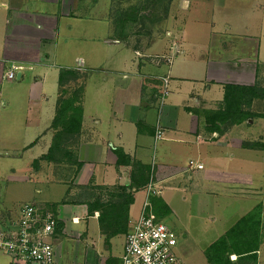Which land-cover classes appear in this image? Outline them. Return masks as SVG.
<instances>
[{"label":"crops","instance_id":"0c3cea01","mask_svg":"<svg viewBox=\"0 0 264 264\" xmlns=\"http://www.w3.org/2000/svg\"><path fill=\"white\" fill-rule=\"evenodd\" d=\"M180 8L186 10V0L181 1ZM101 14L98 0H0V48L5 46L4 55L0 56V81L4 80L12 65L23 68L15 78L21 83L17 98L28 100L25 107L33 119L26 124L29 129L27 141L24 132L4 129L3 140L10 143H3L17 151L14 155L29 151L30 146L47 137L46 150L35 159L38 160L52 145L50 128L56 112L59 83L57 97L53 98V106L48 107L46 116H43V107L44 101L51 99L46 92L48 81H59L61 68L56 70L54 62H64L66 68L62 69L87 74L83 122L74 159L61 164L42 162L48 166L43 170L46 181L67 186L64 198L46 207L62 224V229L52 238L54 264L68 261L64 259L65 252L68 258L73 253L71 264H113L112 246L106 242L99 224L100 211L94 210L91 214L89 207L96 201H118L123 193L120 187L130 184L132 167L117 166V149L123 150L132 162L150 167L149 183H154L158 194L150 196L149 201L152 199L151 204L159 202L162 211L171 208L162 199L164 192L179 195L182 187L191 197L199 192L200 184L205 187L204 195L213 194L211 191L216 184H226L234 186L231 193L246 196L245 188H242L246 174L231 166L238 156L233 151L242 149L241 142H231L228 129L211 132L205 122L206 114L216 110L223 100L224 85L253 86L259 82L256 65L248 56L246 45H211L204 54L198 52V49L202 50L200 45H168L158 49L157 53L151 45L145 53L152 49L147 58L154 57L150 62L141 61L136 70L124 50L134 52L137 49L119 45L121 40L112 37V11L108 10L105 16ZM257 43L256 50L260 48V41ZM134 53L136 55L139 51ZM159 53L163 57L159 60L168 65L165 75H161V64L155 60L160 57ZM169 57L172 59L170 63L167 61ZM255 57L259 58L258 51H255ZM50 58L51 64L47 62ZM261 59L264 64V55ZM75 62L80 66L75 67ZM33 73L36 75L31 81ZM151 73L156 77L152 78ZM155 78L161 84L163 78L169 79V96L161 111L155 102L156 94L151 95V87L159 83ZM91 81L95 84L94 99L98 108L90 113L89 106H92L89 105L88 91ZM214 88H219L218 96L214 95ZM158 120L163 125V138L156 141L155 124ZM36 137L38 140L32 142ZM151 147L157 155L154 167L155 154L152 156L147 152ZM151 156L153 168L150 166ZM76 160L82 165L77 173ZM190 161L203 168H190ZM125 192L131 191L127 189ZM140 193H143V204L146 200L145 188L133 192L129 226L134 223V207ZM152 207L154 212L155 204ZM20 210L16 218L6 220L4 230L16 229ZM74 219L79 221L73 222ZM83 223L86 224L85 230L68 229L69 224L78 227ZM123 236L125 243L126 235ZM0 264L15 263L12 257L0 254Z\"/></svg>","mask_w":264,"mask_h":264},{"label":"rangeland","instance_id":"374dc122","mask_svg":"<svg viewBox=\"0 0 264 264\" xmlns=\"http://www.w3.org/2000/svg\"><path fill=\"white\" fill-rule=\"evenodd\" d=\"M140 1L110 0L109 2V0H98V12L102 13L103 16L107 14L108 10L112 11V16L114 12L119 13L113 21L118 18V23L124 27L127 24L124 11L140 7L142 4ZM181 1L171 0L168 4L167 15L164 7L163 11L161 10V13L152 20L155 23L142 20L144 24L140 23L131 28L132 32L125 41L118 36L119 33L115 32V29L113 30L112 37L121 40L119 45H128L139 51L135 55L134 52L137 50L134 52L124 50L125 55L129 58V63L137 70L141 61L142 63L150 62V58L154 57L147 58L148 55L152 54V49L157 53L158 49L168 45H200L202 50L198 49V52L204 54L211 45L242 44L246 45V48H248L247 54L250 58H253L252 60L256 65L258 84L264 87V64L261 59L264 55V0H186L187 8L183 11L180 8ZM142 15H147V13ZM107 17H110V15ZM257 40L260 41L258 50L255 47V45H258ZM151 45L154 47L151 51L145 53V49ZM113 47L116 49L118 46ZM255 51H258L259 58L255 57ZM4 52L5 46L3 45V48H0V56L2 53L4 55ZM158 55L160 57L155 59L157 60L156 63L161 64V75H165L168 65L159 60V58L163 59L161 53ZM51 59L47 61L50 64ZM54 64L56 70L66 68L65 63L62 61L56 60ZM147 65L153 67V65ZM76 66H80L79 63L75 62ZM35 75L36 73L30 78L31 81H33ZM151 76L152 78L156 77L154 73H151ZM157 82L159 81L157 80ZM20 84L17 79L8 81L4 78L3 81H0V230H4L8 218L17 217L23 206L31 204L41 210H48L46 209L47 205L57 200L59 202L60 199L64 198L67 190L65 184L45 180L43 170L48 167L45 163L40 162L36 167L33 166L34 160L46 150L45 139L47 137H43L37 145L30 146L29 151H20L19 156L14 155L17 151L13 147L3 143H10L3 140L5 128H8L7 131L14 130L16 133L24 132L25 141L29 140L28 135H26L29 133L26 124L27 121L33 119H30L29 109L25 107L28 100L17 98L19 96L18 92H20ZM51 84L53 85L51 86ZM94 85L92 81L89 83V105L92 106H89L90 113L98 108V104L94 99L96 91ZM161 89L162 84L160 82L154 84L151 87V95L158 94ZM57 91V80L55 79V82L52 83L48 81L46 92L51 96V99L49 102L44 101L43 111L45 112L43 116H46L48 107L53 106L52 101L54 97H57ZM214 92V95L218 96L219 88H214ZM155 102L157 103L156 99ZM252 111L264 113V101H255ZM154 120H156L155 117ZM227 129L231 131L229 137L231 142H264V119L262 118L255 117L248 120L247 123L228 127ZM37 140L36 137L32 142ZM147 152H151L152 156L155 154L154 167L157 164V155L154 148L151 147ZM233 153H237L238 156L231 163V166L241 169V172L246 174V176H243L245 186L242 187L245 188L246 196L231 193V188H234V186L226 184H216L217 187L215 186L216 188L211 191L213 194L204 195L205 187L200 184L199 192L191 197L189 193L183 191L185 187L181 188L179 195L165 191L162 199L171 208L168 207L159 214L153 212L154 208L152 206L155 204L158 207L160 203L151 204V200L149 201L148 213L174 232L177 238V247L174 252L182 264H211L206 256V249L223 237L241 218L249 216L252 212L261 217L263 224L262 236H260L262 241L257 244L259 252L256 264H264V151L237 149ZM152 156L151 168H153ZM70 174L72 175L71 171ZM24 179L26 180L24 181ZM209 187H213V185L209 184ZM167 195L171 197L169 198ZM136 199L137 204L134 207L136 212L133 222L138 220L143 209V193L138 194ZM68 229L85 230L86 224L83 223L82 226L78 227L69 224ZM111 240L109 243L112 246L110 254L113 257V264H121L124 236L118 235L111 238ZM51 242H53L52 239ZM254 244V241L249 243L250 246ZM61 253H63L62 248ZM64 255V259L68 260L65 264H71L74 260L73 253L70 254L69 258L67 252ZM231 257H229L230 261L237 259L236 255Z\"/></svg>","mask_w":264,"mask_h":264},{"label":"trees","instance_id":"16d2710c","mask_svg":"<svg viewBox=\"0 0 264 264\" xmlns=\"http://www.w3.org/2000/svg\"><path fill=\"white\" fill-rule=\"evenodd\" d=\"M170 1L141 0L140 2L143 5L140 3V7L124 11L127 21L126 26L123 27L122 24L118 23V18H115L113 21L115 32H118V36L125 41L132 32L131 28L140 23L142 24V20L155 23L152 20L161 13V10L163 11L164 7L165 14L167 15ZM164 2L165 4H163ZM143 13H147V15H142ZM118 15L119 13L114 12L113 19L114 17H118ZM86 78V73L81 74L73 69L60 70L58 81L59 97L55 117L50 128L53 132L52 145L47 154L33 162V166L36 167L40 162L61 164L63 162H71L74 159L76 154L75 144L80 136L83 122L82 103ZM257 100L264 101V87H261L258 83L253 86L224 85L223 100L219 108L210 113L208 112L205 116V122L209 125V130L211 132H222L228 127L247 123L248 120L255 117L264 119V113L252 111L253 104ZM239 146L242 149L264 151V142H241ZM115 154L118 158L117 166L132 167L130 184L128 187H120V190L123 192L119 195L120 200L107 201L105 203L96 201L93 206L89 207L91 214L94 210L100 211L99 224L106 242H109L113 237L128 233V213L130 206L134 202L133 192L146 188L151 178L149 166L143 165L140 162H132L121 149H117ZM75 164L77 173L82 165L77 160ZM127 189L131 192L126 193ZM161 211V207H156L154 212L159 214ZM261 221V217L257 216L255 212L241 218L223 237L219 238L206 249L208 261L211 264H256L259 252L257 244L262 241L260 239L263 228ZM60 229H62V224L57 222L56 232L60 231ZM253 241L255 244L250 246L249 243ZM232 255L237 256L235 261H230L229 257Z\"/></svg>","mask_w":264,"mask_h":264},{"label":"built area","instance_id":"2783aa9c","mask_svg":"<svg viewBox=\"0 0 264 264\" xmlns=\"http://www.w3.org/2000/svg\"><path fill=\"white\" fill-rule=\"evenodd\" d=\"M171 60L167 58L168 63ZM22 69L21 66L12 65L5 78L8 81L15 79ZM168 82V78H163L162 89L156 94L160 111L169 96ZM162 138L163 125L158 120L155 124V140ZM189 167L203 168L194 161L189 162ZM145 189L147 195L143 209L138 220L130 224L125 236L121 264H182L174 252L177 247L174 232L148 213L149 198L158 192L152 182ZM57 222V218L47 210L31 204L23 206L16 229L0 230V254L12 257L15 264H54L55 250L51 239L55 235Z\"/></svg>","mask_w":264,"mask_h":264},{"label":"water","instance_id":"95a60500","mask_svg":"<svg viewBox=\"0 0 264 264\" xmlns=\"http://www.w3.org/2000/svg\"><path fill=\"white\" fill-rule=\"evenodd\" d=\"M20 76H21V75H20V74H18V78H20Z\"/></svg>","mask_w":264,"mask_h":264}]
</instances>
